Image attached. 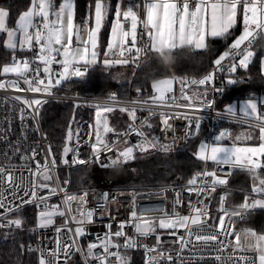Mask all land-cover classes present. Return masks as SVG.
Masks as SVG:
<instances>
[{
    "label": "built area",
    "instance_id": "2783aa9c",
    "mask_svg": "<svg viewBox=\"0 0 264 264\" xmlns=\"http://www.w3.org/2000/svg\"><path fill=\"white\" fill-rule=\"evenodd\" d=\"M124 21L130 23V20ZM144 21L142 14L137 25V47H143L148 43L147 30L143 26ZM37 22H39L38 19ZM259 33L260 31L257 30L256 36ZM254 39L251 43L245 42L241 49L236 51V54H230L226 57L221 66L214 64L207 72L199 76H187L181 80L187 84V87L183 88V92L192 97L195 103L194 107H177V105H188V101L182 98L183 86L181 82L177 88L172 89V92L168 94L167 103L160 105L152 102V97L156 93L146 95L138 89L130 90V93L125 97H120L114 93L102 97L92 93L60 92L61 85L56 86L55 79L59 78L61 66L56 65V63L50 66L53 87L49 92H32L22 77H18L14 73L2 74L0 81L6 85L10 81H15L19 85V90L13 86L0 88V166H4L13 172L16 183H21V181L23 183L16 192L15 198L11 188L5 185L3 189H0L13 207L11 212L0 217V224L4 225L0 227V230H30L33 233V239L29 245V250L33 253L36 264H39L42 255L50 264H100L99 258L104 255L103 247L99 246L100 241L104 240L107 234L120 230L119 226L122 222L125 223L123 229L125 235L118 238L112 237V243L118 247H109L110 252H119L121 257L125 250L136 249L145 253L146 264L150 258H153V264H258L257 249L242 250L235 247L236 234L241 230H251L258 235L259 231L255 227L243 223L247 214L252 210L251 207L242 211L241 216H231L230 221L228 217H225L226 224H230L232 235L218 234L219 217L224 215L225 211L229 214L241 212V205L245 201L249 204V195L264 198V193L253 192L252 189L258 182L253 180L247 169L250 186L247 190H239L235 188L232 182L234 168L204 160L202 168L196 170L193 177L204 172H215L217 177L226 179L227 183L217 185L215 191L212 192L210 185L213 177H200L197 184L204 187V193L199 196L195 192L189 193V180L182 185L169 184L154 189H138L130 186L109 188L95 185L73 187L70 168H68L67 173L62 174L59 167L53 164L54 158L39 116L41 105L51 100L79 104H88L90 101L115 102L135 107L136 119L135 125L132 126L137 131H141L140 128L150 121L158 120L159 126L155 133V146L160 151L185 147L191 140L212 144L215 142L214 138L221 132L225 133V136L220 143H225L232 138V130L223 123L224 118L229 116L220 107L219 99L221 92L229 84L227 81L229 78H236L235 81L239 80L236 76L246 68L238 66L239 60L246 51H250ZM230 48L231 46L226 52ZM17 49L23 54L13 58L9 64L12 65L15 61H28L30 71L25 74L27 78L34 79L37 75L36 70L39 69L40 79L47 83L48 76L43 72V64L36 59L39 47L34 44L32 49H22L19 46ZM144 54L145 52L139 57H135V53L131 54L135 63L134 75L140 67ZM234 65L237 67L233 72L231 69ZM78 66L82 67L80 64ZM209 74H212L213 80L206 85L191 83V81H199ZM18 96L23 99L17 100L16 97ZM37 99L42 101L40 106L28 107L23 102V100L32 102ZM208 102H212V107H203ZM161 113L167 115L170 127L163 123L164 116ZM235 119L247 121L242 116H236ZM198 122L199 127L197 128ZM91 138V126L86 121L81 123L75 136L72 133L73 145L70 147V155L73 165H81L85 168H92L96 165L105 169L125 168L136 157L140 148L134 147L133 158L127 161L115 166L111 164V161L117 159L118 153L126 147L144 143L146 136L142 138L136 132L130 131L129 126L120 131L111 143H107L112 149L111 151L101 148L98 154L93 152L92 145L95 142H90ZM127 138L129 139L128 146H117L120 141ZM146 148H150V146ZM34 152L36 155L33 158ZM74 161H84V163ZM37 162L42 168L45 164L47 165V174L50 179L45 180L43 174L35 178L32 176V173L37 171ZM257 171L264 178L261 170ZM33 179L39 184H47L46 188L35 189L37 193L35 199L31 196ZM52 189H55L54 193L51 192ZM85 193H87L86 196H84ZM105 194H107L106 198ZM72 196H75L76 199L70 203L67 202L66 197ZM42 197L46 198L43 202L40 199ZM81 197H84L83 204L80 202ZM177 200L180 201L179 204L176 203ZM54 207L64 212V215H55L51 225L40 227L38 222L40 212L51 210ZM194 207L207 209L206 223L192 225L190 229H176L175 235L171 234L170 230L157 229L156 233L143 237L136 232L134 223L129 222L132 211H136L138 216L147 217H160L164 212H167L169 216L175 214L180 217H192L195 215ZM4 211V209H0V212ZM21 211L24 213L20 216L17 215ZM87 211L94 213L92 222L78 224L77 221L84 219L81 213ZM213 214L217 215L214 221L212 219ZM73 217L76 219L73 220ZM17 219L21 221V226L8 225L9 220ZM201 219L204 220L205 217ZM77 227H83L84 234L82 236H76ZM58 228L61 229L59 233L57 232ZM189 231L192 233L191 236H189ZM198 235H217L218 242L206 245L202 241H196L195 238ZM157 236L160 237L159 241ZM181 237L184 238L186 246L182 245ZM129 238L136 242L135 247H125L126 240ZM57 241L61 247L58 258L49 255V253L56 252ZM91 243H96L98 247L93 249L92 256H89L87 249ZM64 245L70 246V252L67 256L62 250ZM149 249H155V251L150 252ZM169 255L172 257L171 261L166 259V256ZM241 257L244 259H240ZM106 264H119V261L114 255L108 256Z\"/></svg>",
    "mask_w": 264,
    "mask_h": 264
},
{
    "label": "snow or ice",
    "instance_id": "6c2138e0",
    "mask_svg": "<svg viewBox=\"0 0 264 264\" xmlns=\"http://www.w3.org/2000/svg\"><path fill=\"white\" fill-rule=\"evenodd\" d=\"M194 4V7H193ZM147 18L143 22L144 28L147 30V39L150 43L145 44L143 47H137V13L133 11V8L129 6L127 10L122 11L120 6L117 5L115 10V22L112 25L111 35L112 39L108 44V51L114 54L118 53L121 59L108 60L105 59L104 64H127L129 60L128 55L135 53V57H139L146 51H151L154 54L158 52L160 45H166L170 50H175L177 45L175 44L176 37H180L181 40L195 49L205 48L206 37H223L229 33L238 18V12L242 9L244 30L242 34L234 41L228 52H225L215 61L217 66H221L222 61L225 60L230 54H236L237 50L241 49V46L245 42L251 43L257 34V30L264 32V0H150L146 5ZM108 7L104 0H94V26L87 28V21L85 27L88 31L87 40L81 41L80 31L81 28L78 24L74 23L75 17V3L74 0H63L59 4L58 9L54 8L53 0H32V6L28 11L20 15L17 21V27L15 29H9L6 25V20L9 16V12L0 7V32L7 34L6 45L8 48L16 49L17 46L20 48L32 49L34 44L39 47V53L37 60L44 65L43 72L48 76L47 83L39 77V69L36 70L37 75L34 79H28L25 75L30 71V65L28 61H15L12 65H6L2 69L0 74L14 73L18 77H22L28 88L32 92H49L53 87V78L51 76L50 65L53 63H60L63 66V71L59 73V78L55 79V85H61L62 81H66L71 77H82L85 72L81 71L78 66L83 63L85 66L95 64L97 52V37L103 22L107 16ZM121 17L124 20H130L131 27L129 30L125 29L124 24L121 21ZM37 19L39 22H37ZM19 33V37L18 34ZM76 37L78 43H82L83 47H72L73 37ZM130 45V46H129ZM183 45V44H181ZM91 47V51L89 50ZM107 55V53H106ZM253 53L246 51L242 58L239 60L240 67H247V63ZM62 56L63 59L57 61L56 57ZM237 65L232 67V71L236 70ZM213 80L212 74L205 76L199 81H191L192 84L206 85ZM235 81L229 80L228 83H234ZM182 83V98L188 101V105H177V107H194L195 103L191 96L183 92V88L187 87L183 81ZM173 80L163 79L153 84V89L156 93L152 97L154 104L164 105L167 103L168 94L172 92ZM6 86H13L19 90V85L15 81L8 82L6 85L3 81H0V88ZM17 100H22V97H16ZM23 102L32 107L33 105L40 106L42 101L37 99L32 102L23 100ZM203 107L211 108L212 102L204 104ZM113 111L111 107L104 106L99 107L96 112V142L92 145L93 152L98 154L101 148L111 151L107 143L102 139L101 129L103 134L112 132L113 129L108 126L106 114ZM126 111V109H121ZM229 114L235 115V109L229 105L226 109ZM242 113L245 117L250 119L258 120L260 122V141L258 147H237L235 144L232 146H224L220 141L225 136V133L221 132L214 138V143L207 144L202 143L197 157L201 160L212 161L219 165H227L232 168L247 169L249 172L257 171L264 168L261 158H264V116L257 115V103L255 100L249 99L246 101L241 108ZM38 114V108H37ZM164 116L163 123L169 126V120L165 113H161ZM129 116L132 120H135V110L129 112ZM23 119V116L21 117ZM187 119V117H186ZM199 122L197 123V128ZM130 131L136 132L142 138L145 137L143 131H137L133 126L130 125ZM71 131L69 132V139H71ZM154 147L155 145L147 141L139 145L132 147H126L123 151L118 153L117 159L112 160L111 164L122 163L133 158L134 147L140 148L141 151L146 150V146ZM70 151L69 148H65L64 152L67 154ZM36 153H33V158ZM122 158V159H121ZM78 163H84V161H74ZM65 163L67 161L65 160ZM55 164V160H53ZM43 174L44 179H50L47 174V165L42 166L37 162V171L32 173L35 178ZM213 177L210 185L211 191L214 192L217 185H225L226 179H222L216 176L215 172H204L197 174L188 181L189 193L195 192L197 196L204 193V187L197 184V180L200 177ZM21 183H16L14 174L11 170L4 166H0V189H3L5 185L13 190L12 194L15 198L16 192L21 187ZM47 184H39L33 179L31 196L35 199L37 193L36 188H46ZM253 192L264 193V180H261L258 184L253 187ZM52 193L55 189L51 190ZM28 194L27 192L25 193ZM210 194V193H209ZM87 193L84 194L86 196ZM107 194H105L106 198ZM43 202L46 198H40ZM76 197H66L67 202L75 200ZM31 202V201H29ZM81 204L84 203V197L80 198ZM180 203L179 200L176 202ZM256 205L264 206V200H256L252 205H249L247 201L241 205V212H234L229 214L227 211L224 215L219 217V235L227 233L232 235L230 230V224H226L225 217H228L229 221L231 216H241L242 211L255 207ZM0 209H4V212H0V217H3L7 212H11L13 207L11 203L7 201V198L3 191H0ZM193 212L195 215L189 216H169L167 212H164L160 217H147L138 216L136 211L131 212L130 223H134L136 232L143 237L150 236L156 233L157 229L170 230L171 234L175 235V230L179 228L190 229L192 225H201L206 223L207 209L194 207ZM55 215H64V212L59 211L58 208H52L51 210H45L40 212V227H47L53 223V217ZM81 215L84 219L77 221L78 224L85 222H92L94 213L92 211L82 212ZM175 217V218H174ZM205 217L204 220L201 218ZM76 217H73L75 220ZM8 225H15L16 227L21 226V221L9 220ZM4 225L0 224V227ZM111 226L109 225V228ZM120 230L115 233H109L106 235L104 240L100 241L101 247L104 249V255L99 258L100 264H106L108 256H116L119 264H125L123 257L119 255V252L112 253L109 251V247H118L112 243V237H122L125 235L123 229L125 223L120 224ZM61 229H57L59 233ZM71 231V230H69ZM76 236H82L84 234L83 227H77ZM248 235L255 240V249L260 252L258 257L259 264H264V235H257L251 230L246 231ZM189 231V236H191ZM196 241H202L204 244H211L218 242L217 235L207 236H196ZM157 240L160 237L157 236ZM182 245L186 246L184 238H180ZM56 252L49 253L50 256L58 258V253L61 251L60 243L57 241ZM136 242L129 238L126 240L125 247H135ZM96 243L88 245L87 254L92 256L93 249L97 248ZM236 248L245 250L246 248L240 246V237L236 234ZM63 253L67 256L70 252V246H63ZM149 251H155V249H149ZM166 259L171 261L172 257L166 256ZM217 259H220L217 257ZM240 259H244L241 257ZM39 264H50V262L41 256ZM148 264H153V258H150Z\"/></svg>",
    "mask_w": 264,
    "mask_h": 264
},
{
    "label": "trees",
    "instance_id": "16d2710c",
    "mask_svg": "<svg viewBox=\"0 0 264 264\" xmlns=\"http://www.w3.org/2000/svg\"><path fill=\"white\" fill-rule=\"evenodd\" d=\"M62 0H55V5H59ZM32 0H0V6L8 10V25H14L21 13L32 6ZM108 7L107 16L101 28V41L103 47L107 43L108 37L115 21V10L117 5L121 10H127V6L134 8L133 4H141L140 12L143 14V0H104ZM94 13V0H75V22L83 24L92 18ZM242 28L241 14L236 25L223 37H209L206 40L205 48L195 49L193 47L189 55L186 49L177 48L172 52L177 63L172 68L163 67L162 55L146 51L139 69L134 75L135 63L133 57L128 55L127 64H110L104 62L93 64L83 77H71L62 81L60 92L92 93L94 95L107 97L111 93L120 97H125L130 90L138 89L146 95L155 94L153 82L161 77H174L172 89L179 86L181 80L187 76H199L207 72L217 59L223 55L230 47ZM104 51V49L102 48ZM250 51L252 57L244 68L236 76L229 78L234 83L221 92L219 99L220 107L228 104L234 99L259 98V93H264V75L261 71V58L264 55V32H260L254 39ZM23 52L10 49L4 46L1 35L0 42V73L5 65L9 64L13 58L22 55ZM167 55V53H164ZM116 58L122 57L116 55ZM114 59V58H113ZM2 74H0L1 76ZM89 104H79L75 102H65L60 100L46 101L41 105L39 116L42 123L43 132L48 139L52 156L55 160L58 153L66 147L70 149L73 140L69 139V132L79 118L88 115ZM130 125L124 127L127 129ZM158 120L145 124V136L151 142L152 137L157 132ZM232 139V138H231ZM230 139V140H231ZM228 140V141H230ZM152 143V142H151ZM199 141L191 140L187 146L178 147L174 150L160 151L156 146L139 150L136 157L127 167L119 169L113 173L110 169L100 166L85 168L81 165H73L70 151L68 157L70 162L62 166L58 164L61 173H67L70 168L71 185L73 187L103 186L117 187L130 186L138 189H154L164 185H182L190 180L194 172L201 169L204 160L197 157V146ZM56 162V161H55ZM264 163V158H262ZM264 176V168H261ZM236 189L247 190L250 186L249 175L246 169L237 168L232 178ZM19 212L17 215H22ZM243 223L255 227L260 233H264V208L252 209ZM6 236L2 237L0 232V264H36L33 253L29 250V245L33 239L30 230H8ZM125 264H146L145 253L141 250H125Z\"/></svg>",
    "mask_w": 264,
    "mask_h": 264
},
{
    "label": "rangeland",
    "instance_id": "374dc122",
    "mask_svg": "<svg viewBox=\"0 0 264 264\" xmlns=\"http://www.w3.org/2000/svg\"><path fill=\"white\" fill-rule=\"evenodd\" d=\"M129 3L131 4V0H128V4ZM133 6H134V10L133 11H135L137 13L138 22H139V20L141 19V16H142V12H140L141 4H133ZM128 7L129 6H127L126 9ZM144 14H145V5H144L143 17H144ZM121 19L124 21L123 17H121ZM129 24H130L129 27L128 28H125L126 30H129L130 27H131V22ZM137 25H138V23H137ZM93 26H94V21H93V24L92 25H89L87 23V28H91ZM80 28H81V31H80V34L79 35H80L81 41L87 40V38H88V31H87V29L85 27V24L83 26L80 25ZM100 32H101V30H100ZM100 32L98 33V37H97V47L95 49V51L97 52L96 61L97 62H104L105 59H108V60H116V59H118V58H116V56H115L114 53L108 51V44H109V42L112 39L111 32H110V35L108 37L107 43L105 44L104 47H103V44H102V41H101V33ZM72 47L73 48L83 47V44L82 43H78L77 40H76V37L74 36L73 37V41H72ZM102 48L104 49V51L102 50ZM89 50L90 51L92 50L90 46H89ZM106 53H107V55H106ZM116 55H118V53H116ZM56 59H57V61H59V60H62L63 57L62 56H57ZM57 64L59 66H61L60 71L62 72L63 71L62 64H60V63H57ZM80 65L82 66L80 68L81 71L85 72V75H86L88 69L93 64L85 66L83 63H80ZM42 67H44V65ZM163 79H171L174 82V77H169L168 76V77H161V78L155 79L154 82H153V84L156 83L157 81H160V80H163ZM88 104H89V112H88V115L85 116L84 118H79V120H76V123L72 127V133H73L74 136L76 134V131L79 130V128L81 126V123L84 122V121H86V122H89L90 123V126H91L92 138H91L90 142H92V143L93 142H96V119H97L96 112H97V110H98L99 107H104V106H108V107H111L113 109V111H111V112H109V113L106 114L108 126L110 128H112L113 131L112 132H109L107 134H103V131L101 129L102 139L105 141V143H111L112 140L114 139V137L120 131H122L125 126H127V125H131V126L132 125H135V120H132V118L129 116V112L135 110V107L133 105H127V104H121V103H115V102L114 103H99V102H92V101H90ZM121 109H126V111H121ZM151 122L152 121H150L149 123H151ZM140 129H141V131H143L145 133L144 126L141 127ZM234 129H237V130L240 129V131L238 132L237 130H235L236 132L234 133V140H233V142L236 141V139L238 141H241V140L242 141H245V140H247V137L246 136H243L242 138H236V135L239 134V133H241L242 130H243L241 126L234 127ZM151 142H152V144L156 145L155 135L152 137ZM201 144H199L197 146L198 151H199V148H200V145ZM128 145H129V139L128 138L120 141L117 144L118 147H125V146H128ZM65 160L67 161V163H65ZM55 161H56L55 164L57 166H59L58 164H61L62 166H64V165H67L70 162V158L68 157V153L65 154V152L63 150V151H61V152L58 153L57 157L55 158ZM110 171H112L113 173H117L120 170L119 169H110ZM256 200H264V198L263 197H258V196H255V195H249L248 202H249L250 205H252L254 203V201H256ZM255 208H264V206L256 205L255 207H251V209H255ZM216 216H217L216 214H213L212 215L213 221L216 218ZM38 222L40 224V216L38 218ZM0 232H1V236L4 237V236H6V234L9 231L8 230L1 229ZM124 252H123V256L122 257H123V259L125 261Z\"/></svg>",
    "mask_w": 264,
    "mask_h": 264
},
{
    "label": "crops",
    "instance_id": "0c3cea01",
    "mask_svg": "<svg viewBox=\"0 0 264 264\" xmlns=\"http://www.w3.org/2000/svg\"><path fill=\"white\" fill-rule=\"evenodd\" d=\"M63 0L60 2L62 3ZM148 2H150V0H144V3L142 5L143 7V10H144V5H146ZM53 3H54V8L58 9L59 5H55V0H53ZM59 3V4H60ZM74 3H75V0H74ZM1 7V6H0ZM31 7V6H30ZM4 8V7H2ZM6 9V8H4ZM7 10V9H6ZM29 10V9H28ZM26 10V11H28ZM134 10V8H133ZM8 11V10H7ZM24 11V12H26ZM23 12V13H24ZM21 13V14H23ZM20 14V15H21ZM240 14H241V19H242V28H241V31L240 33L236 36V38L234 39V41L242 34L243 30H244V23H243V14H242V9L238 12V18H237V21L240 17ZM20 17V16H19ZM18 17V19H19ZM92 18H90L87 23L89 25H92L93 24V21H94V13L92 14L91 16ZM147 18V13H146V7H145V14H144V20H146ZM17 19V21H18ZM17 21L14 25H11V26H8V18L6 20V25L9 29H15L17 27ZM121 21L123 22L125 28H128L129 27V23L128 22H125L121 19ZM74 23L76 24L75 22V17H74ZM85 24V22L83 24H81V26H83ZM80 26V25H79ZM101 30V29H100ZM231 30V29H230ZM229 30V31H230ZM1 35H2V39H3V44L4 46L7 47L6 45V41H7V34L6 33H3V32H0V42H1ZM18 37H19V33L17 34ZM210 37V36H209ZM209 37H206V40L209 38ZM178 40L179 44H185V42H183L181 40L180 37H176L175 39V44H176V41ZM206 40H205V44H206ZM148 43H150L148 41ZM234 43V42H233ZM8 48V47H7ZM18 48V46H17ZM160 48H163V49H169L166 45H160L159 46V49ZM11 49V48H10ZM252 57V56H251ZM260 64H261V71H262V74L264 75V55L262 56L261 58V61H260ZM7 65H10V64H7ZM56 65H58L56 63ZM6 66V65H5ZM249 99H252V100H255L256 103H257V115L258 116H264V93H259V98H242V99H234L232 100L231 102H229L228 104L224 105L223 107H221L223 109V111L228 114V118H224V121L223 123L227 126H229L232 130V139L230 141H227L225 143H221L222 145L224 146H232L233 144H235L237 147H258L259 144L261 143L260 141V130H259V125H260V122L258 120H254V119H250L248 117H245L244 114L242 113L241 111V108H242V105L248 101ZM231 105L234 107L235 109V115H232V114H229L226 109L227 107ZM236 116H242L244 118H246L245 120L247 121H241V120H238V119H235ZM249 120V121H248ZM237 126H241L242 127V132L237 134L236 135V138H242L243 136H246L247 137V140L245 141H238L236 139V141L233 142L234 140V133L236 132L235 130L237 129H234V127H237ZM238 132L240 131V129L237 130ZM262 160V158H261ZM238 168V167H237ZM237 168H234V170H236ZM242 169V168H241ZM234 174H235V171H234ZM259 235H264V233H260L258 232V236ZM257 254H258V257L260 255V252L257 250ZM258 264H259V259H258Z\"/></svg>",
    "mask_w": 264,
    "mask_h": 264
},
{
    "label": "clouds",
    "instance_id": "9594fccd",
    "mask_svg": "<svg viewBox=\"0 0 264 264\" xmlns=\"http://www.w3.org/2000/svg\"><path fill=\"white\" fill-rule=\"evenodd\" d=\"M176 45H177V48L186 49L188 51L189 55L191 54L192 49H193L192 46L188 45L187 43L181 45V44H179L178 40L176 41ZM177 48L175 50L163 49V48L158 49V54L162 55V57H163V67L170 69L173 67V65H175L177 63L176 57H174L172 55V52L176 51ZM164 53H167V55H164ZM250 173H251V176H252L254 181H257L259 183L261 180H264V178H262L259 175L258 171H254V172H250ZM238 235L240 237V246L241 247H244V248L250 249V250L255 249L254 238L251 237L250 235H248L246 233V231L241 230L238 233Z\"/></svg>",
    "mask_w": 264,
    "mask_h": 264
}]
</instances>
